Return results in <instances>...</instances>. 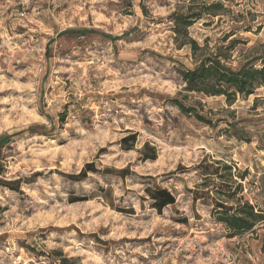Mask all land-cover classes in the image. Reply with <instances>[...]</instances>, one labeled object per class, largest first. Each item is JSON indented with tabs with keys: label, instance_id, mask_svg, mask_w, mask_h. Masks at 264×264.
Segmentation results:
<instances>
[{
	"label": "rangeland",
	"instance_id": "obj_1",
	"mask_svg": "<svg viewBox=\"0 0 264 264\" xmlns=\"http://www.w3.org/2000/svg\"><path fill=\"white\" fill-rule=\"evenodd\" d=\"M188 13L201 18L174 32ZM189 40L206 53L234 41L229 65L259 66L264 0H0V182H18L0 185V264H264L262 228L220 239L207 201L188 195L197 165L221 161L264 207V86L230 106L184 92L178 72L205 53ZM130 132L155 162L120 150ZM86 164L98 173L68 177ZM147 177L176 196L162 214Z\"/></svg>",
	"mask_w": 264,
	"mask_h": 264
},
{
	"label": "trees",
	"instance_id": "obj_2",
	"mask_svg": "<svg viewBox=\"0 0 264 264\" xmlns=\"http://www.w3.org/2000/svg\"><path fill=\"white\" fill-rule=\"evenodd\" d=\"M221 5L216 2L205 9H220ZM174 23L177 33V27H182L184 30L189 28L192 23L201 17L196 14L174 15ZM232 42L227 48L223 49L220 46L214 48L213 52H207L203 47H199L195 42L189 40L187 43L196 56L198 53L205 52L196 61L197 64L191 70L179 71V75L185 85L184 92L195 93L204 97H222L225 103L230 106L234 103L237 97L248 98L254 95L255 91L264 86V59H260V65L256 66L253 63H243L237 68H232L230 63V51L235 49ZM225 50L224 52H222ZM173 105L184 115H189L193 110L186 108L182 103L173 100ZM194 118L201 124L215 127L211 120L193 111ZM230 127V123L228 124ZM228 129L224 130L227 131ZM226 133V132H225ZM238 137V134H235ZM136 134L128 133L119 141L121 151H130L134 149L136 142ZM129 143V144H128ZM144 144L143 148H146ZM143 161L150 159L155 160V156H142ZM198 173L201 182L196 189L198 197H193V203L196 199L210 200L212 204L211 217L214 221L221 225V230L225 238H240L244 234H250L255 229L262 228L264 230V207L259 196L254 200L260 202L250 203L246 198V190L238 183L230 182V170L232 167L224 164L221 161L207 162L203 159L197 165ZM98 173V170L92 164H86L77 176H68L70 179L82 180L86 178L88 173ZM128 168L121 171L122 176L128 175ZM244 174L239 175V179L243 180ZM18 182H0V185L15 190ZM18 189V188H17ZM153 198L155 202L152 207L158 214H161L162 208L166 205L174 204V199L170 194L160 187L154 186ZM256 191V190H255ZM147 195L151 196L149 188H145ZM195 192V191H194ZM245 194V195H244ZM212 195V196H211ZM253 200V198H251ZM86 201L85 198H76L73 202ZM119 213L128 214L124 210H117ZM180 224H186L185 219L178 220ZM264 244V236L262 238Z\"/></svg>",
	"mask_w": 264,
	"mask_h": 264
},
{
	"label": "crops",
	"instance_id": "obj_3",
	"mask_svg": "<svg viewBox=\"0 0 264 264\" xmlns=\"http://www.w3.org/2000/svg\"><path fill=\"white\" fill-rule=\"evenodd\" d=\"M128 134H126V136H127ZM126 136H124V137H126ZM123 137V138H124ZM138 138L136 137V142H135V144H134V149L133 150H130V151H122L123 153H134L135 155H137V158L138 159H140L141 161H143L141 158H142V156H147V157H151V156H155V160H156V155H157V153L155 152V150H153V149H150L149 148V146L148 145H150V144H148L147 145V147L146 148H143V146H144V143L142 144V145H138ZM129 144V143H128ZM155 160H150V159H147V160H145V161H143L144 163L145 162H155ZM126 168H128V170H129V173H128V175H123L122 176V174H121V171L123 170V169H126ZM131 173H133V171H132V169H131V167L129 166H123V167H121V168H119V169H117L116 170V172H115V177L120 181V182H124V183H126V181H127V178H130V179H133V177H132V174ZM137 176H139L138 174H137ZM151 177H155L154 175L153 176H151ZM148 179H144L143 181H149V183H150V185H147V186H145V188H149V190H150V192H151V196L150 195H147L146 194V192H145V188L141 191L142 193H144V195H145V198L146 199H148L147 200V202L148 203H150L149 205H150V210L151 211H153V212H156V210L154 209V207H152V204L155 202V199L153 198V195H154V186H157V187H160L161 189H165L169 194H170V196L174 199V204H172V205H166L164 208H162V210H161V214L166 210V209H168V208H172L174 205H175V203H176V196L172 193V191L171 190H169V189H167V188H164L163 186H161L160 185V183H159V179L160 178H158V179H153V178H150V177H147ZM195 191V192H194ZM196 192H198L197 190H195V189H193V190H191L190 192H188V195L190 196V198H191V201H192V204H193V206H196V205H198V204H201V205H204L205 203V201H207V206L206 207H208L209 208V216H208V218H209V221L214 225V226H216L217 228H222L221 227V225L220 224H218V223H216L215 221H214V219L211 217V210H212V204H211V201L210 200H204V199H196L195 200V203H193V197L195 196V198H196V196L198 197V195L196 194ZM245 195V194H244ZM212 196V195H211ZM251 197H253V200L251 199ZM245 198L250 202V203H257L258 204V206L259 207H261L260 205V202L259 201H257V200H254L256 197L255 196H253V193H251V192H249L248 194L246 193V195H245ZM143 203H146L145 201L143 202ZM157 213V212H156ZM259 231H261L260 229H255V231L254 232H259ZM220 239H226V240H228V241H232V240H235V239H238V238H231V239H228V238H225L224 236H222ZM257 242L256 243H259L260 244V247H261V244H262V238H260V237H257Z\"/></svg>",
	"mask_w": 264,
	"mask_h": 264
}]
</instances>
